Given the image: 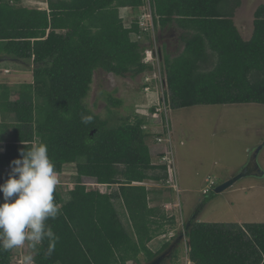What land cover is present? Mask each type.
Returning <instances> with one entry per match:
<instances>
[{"label":"trees","instance_id":"obj_1","mask_svg":"<svg viewBox=\"0 0 264 264\" xmlns=\"http://www.w3.org/2000/svg\"><path fill=\"white\" fill-rule=\"evenodd\" d=\"M22 2L0 0V52L6 59L30 61L34 84L20 87L30 93L26 100L10 99L9 88L0 86L2 114L14 116L12 138L0 148V169L20 158L22 149L44 143L58 174L66 164H75L77 173L67 199L56 188L59 214L46 224L58 240L51 255L47 239L39 244L36 264H143L141 256L150 262L172 243L157 252L149 243L173 229L176 218L151 206L150 189L135 183H165L167 166L152 161L145 117L110 126L85 101L99 70L134 78L152 68L143 62L147 43L134 39L141 31L137 16L130 27L125 23V8L137 14L145 0H47V9ZM150 2L156 30L173 23L181 29L182 51L171 56L166 44L161 49L172 108L264 104V4L255 10L247 40L234 21L242 0ZM150 36L146 33L147 40ZM105 93L113 107L122 104L113 92ZM85 116L92 121L85 124ZM5 127L0 124V134ZM86 180L100 187L88 188ZM115 199L123 202L132 231ZM185 230L194 264H264V223L204 222L193 216ZM11 258L12 249L0 247V264H12Z\"/></svg>","mask_w":264,"mask_h":264},{"label":"rangeland","instance_id":"obj_2","mask_svg":"<svg viewBox=\"0 0 264 264\" xmlns=\"http://www.w3.org/2000/svg\"><path fill=\"white\" fill-rule=\"evenodd\" d=\"M261 4H264V0H242V5L236 10L234 21L245 39L252 36L254 13ZM22 5L48 8L47 0H23ZM128 11L131 13V17L127 18L125 22L134 19L138 14L133 13L129 8ZM249 15L253 17H249ZM180 34L181 29L173 23L164 29H155L153 36L159 48L161 47L160 50L163 48V44H166L167 51L171 56H176L183 49ZM1 55H3L2 51L0 57ZM8 62L0 64L5 65ZM24 63L25 67L18 74L16 72L5 73L0 69V86L9 88L10 99L26 100L30 95L28 92L24 94L23 89H20L23 85L34 84L32 64L30 61ZM9 64L14 68L18 65L14 61ZM160 67L164 71L163 63ZM152 75V72L146 71L134 78L131 76L121 77L99 70L94 75L92 89L85 100L86 104L102 118L108 119L110 126H116L128 118L134 121L136 117L142 116L145 117L149 123L147 125L153 131H159L157 121L154 122L151 117L150 108L153 103L143 87L146 76L152 77ZM105 92H113L115 97L123 101L122 104L113 107L107 101ZM33 99L39 103L35 95ZM1 104L0 97V124H8V128H4L5 133H2L5 134L4 137L0 134V148L5 144V141L12 138L14 120V116L2 114ZM169 113V122L174 138V157L177 160L179 191L164 182L150 181L145 184L150 187L152 192L150 205L161 206L168 215H173L176 218L175 227L170 229L175 233L171 243L179 237L182 238L174 250L172 258L166 263L189 264V238L186 234L185 224L194 216L196 208L207 197H212V199L196 219L201 214L200 219L205 222L237 223L239 225L264 223V175L257 176L252 173L239 179L233 186L220 193L214 191L216 186L237 175L248 166L251 157L258 150V162L260 169L264 172V104L171 107ZM153 139L154 137L147 138V143L151 146ZM159 151L156 149L154 152L158 153ZM10 171V167L7 166L0 169L3 182L8 178ZM76 176L75 164H66L63 173L58 174L57 189L65 195L66 199L69 190L75 185ZM209 180L214 181L215 186H211ZM85 183L91 189L100 187L91 183L90 180H86ZM113 188L115 189L116 186L110 188V191ZM207 188L209 190L205 193L204 190ZM114 201L124 224L132 231L123 202L120 199ZM164 239L162 245L165 243ZM155 241L153 249L158 251V247L160 249L162 245L157 239ZM38 246L39 244L32 247L31 242L26 241L23 247L12 249L11 263L36 264L35 257ZM29 257H31L30 262ZM141 260L145 264V256H141ZM130 264L133 263L130 262Z\"/></svg>","mask_w":264,"mask_h":264},{"label":"clouds","instance_id":"obj_3","mask_svg":"<svg viewBox=\"0 0 264 264\" xmlns=\"http://www.w3.org/2000/svg\"><path fill=\"white\" fill-rule=\"evenodd\" d=\"M82 119L87 124L93 117ZM9 167L8 178L0 184V247L20 248L26 241L35 247L47 239L46 254L51 255L58 237L46 221L59 214L54 199L59 178L48 146L40 143L29 150L22 149L20 158L12 160Z\"/></svg>","mask_w":264,"mask_h":264},{"label":"built area","instance_id":"obj_4","mask_svg":"<svg viewBox=\"0 0 264 264\" xmlns=\"http://www.w3.org/2000/svg\"><path fill=\"white\" fill-rule=\"evenodd\" d=\"M137 19L141 31L134 35V39L147 43V47L143 52V62L152 65V68L148 69L147 71L153 73L152 77L146 76L143 87L148 98H150L151 103H153L151 108L153 107L154 110L151 111L150 108L151 117L154 119V122L157 121V125L159 126L157 129L159 131H153L151 127L147 125L149 123H146L143 128L149 131L150 137H154L158 147L161 149L158 154L160 161L159 163L166 165L168 170V178L165 184L168 183L170 187L176 188L179 191L177 168L173 149L174 138L169 122V112L171 110V105L168 102L169 96L166 93V76L160 67L161 63H163L162 52L157 45L155 37L153 36L155 33V25L150 0H145V4L139 9ZM131 22L127 24V26L130 27ZM146 33L151 34L150 40H147ZM3 71L5 73L11 72L9 69H4ZM152 83L154 84L152 85ZM209 182H211V186H215L214 181L209 180ZM93 184L96 186L99 185L96 183ZM208 190L209 188L205 189V193L208 192ZM174 236L175 233L170 231L163 237L165 238L164 240L166 242L170 241Z\"/></svg>","mask_w":264,"mask_h":264},{"label":"water","instance_id":"obj_5","mask_svg":"<svg viewBox=\"0 0 264 264\" xmlns=\"http://www.w3.org/2000/svg\"><path fill=\"white\" fill-rule=\"evenodd\" d=\"M2 60H5V59H0V62ZM257 152H256V154H254L252 156V158H251L250 163L248 164V166H246L240 173H238L237 175L229 178L225 182H223V183L219 184L218 186H216V188L214 190L215 193H220V192H222V191L230 188L239 179H241V178H243V177H245V176H247L249 174L254 173L257 176H263L264 175V172L260 169V167L257 164ZM255 170L256 171L258 170V173H256ZM195 217H197V216L194 215V218ZM181 239H182L181 237L177 238L165 251H163L160 255H158L152 261L147 262L145 264H165L167 261H169L172 258V255L174 253V250L176 249V247L179 244V242H180ZM189 247H190V243H189Z\"/></svg>","mask_w":264,"mask_h":264},{"label":"crops","instance_id":"obj_6","mask_svg":"<svg viewBox=\"0 0 264 264\" xmlns=\"http://www.w3.org/2000/svg\"><path fill=\"white\" fill-rule=\"evenodd\" d=\"M125 11H126V18H125V20L127 19V18H129V17H131L130 16V14L131 13H129V11H128V8H125ZM133 20V19H132ZM131 19L128 21V22H125L126 24H129L131 21H132ZM251 38V37H250ZM249 38V39H250ZM248 40V39H247ZM0 59H5V60H2L0 63H4V62H6V61H9V62H12V61H14V63H17L18 65L14 68L12 65H10L9 64V62L7 63V64H5V65H1L0 64V66H1V68L0 69H2V70H4V69H9V70H11V72L10 73H13V72H16L17 74H18V72H20V71H22L23 69L22 68H24L25 67V63H23V62H19V61H15V60H11V59H6V58H0ZM26 68H27V66H26ZM153 141V142H152ZM151 142H152V146H151V144H148V146L150 147V151H151V157H152V161H153V163L154 164H159V152L158 153H155L154 151L156 150V149H159V150H161L160 149V147H158V144L156 143V141L153 139ZM154 149V150H153ZM153 150V151H152ZM259 151V150H258ZM258 153V152H257ZM256 154V153H255ZM175 162H176V168H177V160H175ZM257 164H258V166L260 167V165H259V162H258V154H257ZM150 181H153V180H149V181H146V182H150ZM226 181V180H225ZM135 184H145V182L144 183H139V182H136ZM146 185V184H145ZM149 189H150V187H148ZM93 189H96V188H93ZM152 192L150 191V194H151ZM150 196V195H149ZM150 200H151V196H150ZM203 213V212H202ZM200 216H201V214H200ZM200 216H199V218H198V221H201V219H200ZM205 222V221H204ZM208 222V221H207ZM170 232V230L168 231V232H166L165 234H163V235H161V236H158V237H156V238H154L150 243H149V247L154 251V252H157L156 250H154L153 249V244H154V241L157 239L158 241H159V243H161L160 245H162V240H163V236L164 235H166V234H168ZM156 242V241H155ZM161 247V246H160ZM157 250H159V247H158V249ZM189 257V256H188ZM189 264H194L192 261H190V259H189Z\"/></svg>","mask_w":264,"mask_h":264},{"label":"bare ground","instance_id":"obj_7","mask_svg":"<svg viewBox=\"0 0 264 264\" xmlns=\"http://www.w3.org/2000/svg\"><path fill=\"white\" fill-rule=\"evenodd\" d=\"M253 3H254V2H253ZM245 4H246V3H245ZM254 4L257 6V4H256V3H254ZM251 5H252V4H251ZM252 6H253V5H252ZM256 6H255V7H256ZM252 9H253V8H252ZM252 9H251V10H252ZM254 10H255V9H254ZM251 13H252V12H251ZM249 17H253V16H250V15H249Z\"/></svg>","mask_w":264,"mask_h":264},{"label":"flooded vegetation","instance_id":"obj_8","mask_svg":"<svg viewBox=\"0 0 264 264\" xmlns=\"http://www.w3.org/2000/svg\"><path fill=\"white\" fill-rule=\"evenodd\" d=\"M166 46H167V45H166ZM160 48H161V47H160ZM254 154H255V153H254ZM251 158H252V157H251ZM251 168H252V167H251ZM255 172L258 173V170H257V171L255 170Z\"/></svg>","mask_w":264,"mask_h":264}]
</instances>
